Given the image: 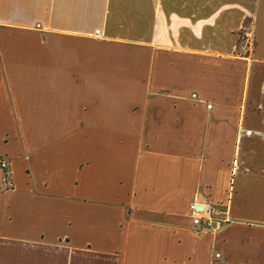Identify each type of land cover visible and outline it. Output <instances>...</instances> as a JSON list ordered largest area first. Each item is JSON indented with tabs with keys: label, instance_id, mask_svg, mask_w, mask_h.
I'll return each instance as SVG.
<instances>
[{
	"label": "crops",
	"instance_id": "1",
	"mask_svg": "<svg viewBox=\"0 0 264 264\" xmlns=\"http://www.w3.org/2000/svg\"><path fill=\"white\" fill-rule=\"evenodd\" d=\"M0 160V264H264V0H0Z\"/></svg>",
	"mask_w": 264,
	"mask_h": 264
},
{
	"label": "built area",
	"instance_id": "2",
	"mask_svg": "<svg viewBox=\"0 0 264 264\" xmlns=\"http://www.w3.org/2000/svg\"><path fill=\"white\" fill-rule=\"evenodd\" d=\"M248 34V33H247ZM0 166L3 168H6L7 163L5 160H0ZM194 211L198 213H202L201 215H197L193 218V224L194 226L198 227L199 229H203L205 226L209 224V221L211 218H213L211 215L212 213H217L215 210L212 209V207H202V209H194ZM204 217H207L208 220H206L204 225ZM217 220H221V217L214 218Z\"/></svg>",
	"mask_w": 264,
	"mask_h": 264
},
{
	"label": "rangeland",
	"instance_id": "3",
	"mask_svg": "<svg viewBox=\"0 0 264 264\" xmlns=\"http://www.w3.org/2000/svg\"><path fill=\"white\" fill-rule=\"evenodd\" d=\"M243 38L247 39V43H248V44H249V43H252V39H251V37H250L249 34L244 33V34H243Z\"/></svg>",
	"mask_w": 264,
	"mask_h": 264
},
{
	"label": "water",
	"instance_id": "4",
	"mask_svg": "<svg viewBox=\"0 0 264 264\" xmlns=\"http://www.w3.org/2000/svg\"><path fill=\"white\" fill-rule=\"evenodd\" d=\"M198 209H202V206H199Z\"/></svg>",
	"mask_w": 264,
	"mask_h": 264
}]
</instances>
